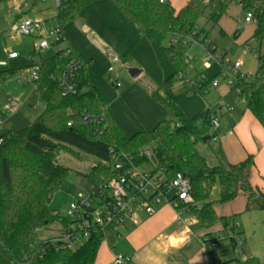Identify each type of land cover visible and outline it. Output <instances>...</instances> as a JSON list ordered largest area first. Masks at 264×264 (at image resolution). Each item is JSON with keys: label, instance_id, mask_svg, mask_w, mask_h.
I'll return each mask as SVG.
<instances>
[{"label": "trees", "instance_id": "trees-1", "mask_svg": "<svg viewBox=\"0 0 264 264\" xmlns=\"http://www.w3.org/2000/svg\"><path fill=\"white\" fill-rule=\"evenodd\" d=\"M96 0H66L56 9L55 23L62 30L55 42L61 48L54 55L39 62L38 81L43 89L44 112L27 128L0 136V264H96L103 239V231L92 230L79 246L63 248L61 241L41 240L39 234L52 221L60 225V232L69 229L75 220L61 217L49 208L53 190L67 178L70 170L63 166L58 155L61 151L82 152L97 161L87 175L89 185L103 192L101 178H106L121 154L135 155L142 148L152 149L156 159L154 171L168 180L183 174L190 184L194 205L189 211L197 223L206 229L215 223L221 226L223 238L230 247H237L235 215L218 216L215 208L233 202L238 196L245 198L244 212L264 210V192L250 185V171L254 165L251 156L237 164L208 165L197 151V144L208 137H217L211 121L216 117L210 108L194 117H187L174 102L153 92V101L165 107L173 119L161 121L153 130L138 132L127 137L107 111L108 101L92 85L86 65L76 73L77 92L64 96L58 79L62 67L71 59L79 58L76 49L63 33L82 11ZM123 16L173 66L174 73L160 86L162 91H184L195 87L205 90L206 82L197 75L186 73L184 56L176 51L172 40L181 43L195 33V25L207 4L212 8L209 19L218 22L222 14L235 2L243 17L250 13L254 31L249 40L264 43V0H188L176 11L166 0H112ZM192 33V34H191ZM223 34L222 31H220ZM239 35L235 30L234 37ZM195 34L194 39H198ZM36 54V53H35ZM30 66L23 68V71ZM15 70L0 71V85ZM231 90L244 99V107L264 129V55L258 59L251 81L233 82ZM217 118V117H216ZM74 153V152H73ZM148 159H140L136 164ZM215 186L219 197L211 199ZM208 243L217 244L221 238L207 233ZM212 251H209L210 253ZM236 258L225 260L214 257L211 264H233Z\"/></svg>", "mask_w": 264, "mask_h": 264}, {"label": "rangeland", "instance_id": "rangeland-1", "mask_svg": "<svg viewBox=\"0 0 264 264\" xmlns=\"http://www.w3.org/2000/svg\"><path fill=\"white\" fill-rule=\"evenodd\" d=\"M166 1L178 11L188 0ZM50 11L55 10L52 8ZM211 11V6L207 4L204 13L196 22L194 32L199 34V41L194 42L192 39L185 38V44L175 43L174 45L176 51L185 58L187 75L190 78L197 75L198 79L201 82H206L208 86L201 91V94L193 86L184 91H173L171 97L176 104L177 98L182 101H187L190 98L191 100L193 98L196 101H204L205 105L210 106L208 108L217 112L222 131L226 124V115L224 114L226 106L236 105V108H243L244 106L239 102L237 94L231 90L232 74L230 68L235 62H241V74L246 76V80L251 81L258 64V60L254 58V53L262 57L264 55V43L259 47L257 42L249 40L254 31L253 23L243 25L239 35L234 37L239 21L243 18L242 11L235 2H231V5L222 14L217 23L209 19ZM24 12L22 4L18 6L16 3L9 2V0H0V71L15 70L0 85V120L2 121L0 136L27 128L44 112L43 89L32 82H26L23 68L39 63L41 60L54 55L57 51L55 47L38 51L35 46L37 42L35 38L22 36L15 29L24 17V14L22 16ZM40 13L42 11L37 12L33 9L31 12H26L25 16L34 21L42 22L38 16ZM78 20L74 21L75 24ZM44 24L48 29L55 26L51 20ZM82 33L84 34H82L83 36H86V39H81L82 42H77V45L83 53L92 83L96 84L101 91L104 93L110 91L117 97L124 93L127 98L139 103L142 92L147 93L149 89L155 88L156 85L153 81L155 77L153 74L156 76L158 72L161 74V62L154 61L141 48L134 50V44L122 39L111 28H103L102 24L98 33L109 48L97 38L89 37L86 32ZM201 39L204 42H201ZM208 46L212 47L214 51L208 50L213 58L210 62V68L205 69L203 60L208 53ZM10 53H17L18 57L9 59ZM116 54V59H111V55L115 56ZM142 69H144V75H139L137 78H132L128 73L129 70L142 71ZM214 80L218 81L217 85L213 84ZM151 94L150 92V96ZM6 106L12 108L6 109ZM116 112L120 115H123V113L125 115L124 110L119 107H117ZM219 112L223 113V115L219 114ZM171 119H173L172 114L168 117V120ZM196 148L198 153L206 159L209 166L215 165L213 164L211 152L215 148L212 140L208 144L200 142ZM73 152L64 150L59 153V162L67 167L70 173L53 190L49 197V208L61 217L67 216L69 204L79 194L88 193L90 185L83 175H87L97 161L94 157L85 153L75 150ZM155 167L156 159L154 154L150 152L148 161L139 163L137 169L140 172L149 173ZM218 197L219 187L215 186L211 193V199L216 200ZM244 203L245 198L240 195L229 204L218 205L217 213L219 215L236 213L234 220L235 231L242 233L239 239L242 244L233 250L230 247L229 240L224 239L223 233L219 231L217 233L221 241L218 243V248L208 254L210 258H213V256L225 260L236 258L238 261L233 264H264V210L244 212ZM101 209L102 207H99L96 203L92 205V219L100 213ZM218 225V223H215L209 230L216 229ZM197 229L201 230L199 226H197ZM121 232L123 231L111 225L103 228V239L99 248L102 259L109 257V254L115 255L120 252L125 244L123 236L118 239L119 235L117 233ZM59 233V223L52 221L41 231L39 237L41 240H46L58 236Z\"/></svg>", "mask_w": 264, "mask_h": 264}, {"label": "crops", "instance_id": "crops-1", "mask_svg": "<svg viewBox=\"0 0 264 264\" xmlns=\"http://www.w3.org/2000/svg\"><path fill=\"white\" fill-rule=\"evenodd\" d=\"M10 1L16 3L18 6L24 2L28 3L30 9H24L25 12L22 13V16L24 14V17L27 18L25 13L35 9L37 12L42 11V13L38 14L42 22L46 23L51 20L56 25V7L51 0H46L43 3L40 0ZM52 8L55 11H50ZM76 19L79 20L75 24L74 21ZM101 24L103 28H111L122 39L128 41L130 44H134V50L141 48L154 61L161 62V74L160 72H158L157 76L153 74L155 77L153 78L156 85L155 88L152 90L149 89L147 93L142 92L139 103L127 98V95L124 93H121L120 97L115 96L108 90L109 93H104L96 84L92 83L89 74L92 85L108 101L107 111L109 115L127 137H132L138 132L151 131L161 121L168 120L170 113L161 104L152 100L150 92H159L161 96H165L164 98L167 97L172 101L171 96L173 91H162L160 90V86L174 73V68L136 27L119 12L112 0H96L92 5L86 7L70 24L63 28V33L70 44L76 49L84 64L85 59L83 58V53L77 45V42H82L81 39H86V36H83L84 34L82 32H86L89 37L97 38L109 48L102 41L98 33ZM116 57L117 54L115 56L113 55L114 60ZM139 72V75H144V69ZM169 74L171 75L169 76ZM24 75L26 82H30L25 71ZM167 76L169 77L167 78ZM176 100H178L177 104L174 103L179 106L187 117H194L205 111V108L210 107L205 105L204 101H196L193 98L187 101H182L179 98ZM117 107L124 110L125 115L124 113L123 115L118 114L116 112ZM236 107V105H232L230 106V110H224L226 124L222 131L218 114L214 109H211L215 112L219 121L217 137L212 140L215 148L211 152L213 164L215 165L211 167L220 163L237 164L243 162L248 156H251L254 165L250 171V185L252 188L264 192V129L244 106L243 108ZM244 207L245 203L243 210ZM217 208L218 206L215 208L216 213ZM235 214L225 213L219 215L217 213L219 217ZM197 226L201 230H198ZM119 230L123 232L117 233L119 235L118 239L123 236L125 243L120 252L115 255L109 254V257L107 256L105 259H102V254L98 251L96 264H113L115 256L119 254L131 257L129 264H211L210 256L202 245V239L207 233L219 236L217 232L221 231V226L218 225L216 229L210 231L197 223L191 211L184 212L178 217L173 207L164 205L159 208L155 215L148 217L141 214L137 223L127 225L125 228ZM238 233L241 232L238 231ZM241 236L242 233L239 237ZM218 243L215 249L218 248Z\"/></svg>", "mask_w": 264, "mask_h": 264}, {"label": "built area", "instance_id": "built-area-1", "mask_svg": "<svg viewBox=\"0 0 264 264\" xmlns=\"http://www.w3.org/2000/svg\"><path fill=\"white\" fill-rule=\"evenodd\" d=\"M45 1L40 0L41 3ZM51 1L57 9L65 0ZM163 2L164 0H160V3ZM22 7L25 10L30 9L26 2L22 4ZM251 22L252 15L248 13L239 21L237 30L240 31L243 25H248ZM15 29L22 36L35 38L37 41L35 46L38 51L51 47L57 48L56 52L61 50L59 46L55 45V42L62 36V30L57 25L48 29L43 22L24 17ZM194 36L195 33L186 37V39H192L194 42L199 41L194 39ZM201 42H204V40L201 39ZM172 43H177V40H172ZM181 43L185 44V41L183 40ZM208 50L214 51L210 46L207 47V52ZM8 57L9 59H16L18 54L10 53ZM260 57L254 53V58L258 60ZM212 58L208 52L203 60L205 69L210 68ZM83 64L81 59L73 58L62 67L58 82L64 96L76 94V73L82 69ZM241 68V62H235L230 68L232 74L231 85L236 80L246 78V76L241 74ZM25 73L28 76V80L35 84L38 81L39 64L36 63L26 68ZM213 84L217 85L218 81L214 80ZM239 102L243 105L245 104L244 99L239 98ZM11 108L6 106V109ZM225 109L230 110V106H226ZM1 125L2 121L0 120V128ZM211 125L214 130H218V118H213ZM150 152L153 153L152 149L148 147L141 149L135 155L121 154L117 157L109 175L106 178H101L102 189L107 191L106 197L109 199L102 200V198H99L98 194L104 197L103 192L98 193V188L90 185L88 193L79 194L69 204L66 217L75 220V223L69 229L62 233L60 232L58 236L51 238L52 242L56 243L59 240L63 243V248L72 249L87 240L92 230L100 229L103 231V228L107 225L123 229L127 225L137 223L141 214L148 217L155 215L159 208L164 205L173 207L178 217L182 213L189 211L190 206L194 205V199L190 194L189 180L185 176L176 174L174 178L168 180L159 171L152 170L149 173L138 171L136 161L148 159ZM95 203L99 207L101 206L102 209L92 219V205ZM239 239L240 237L236 238V244L240 247L242 242ZM202 245L207 254L216 248L215 243H208L205 238L202 239ZM212 259H214V256L210 258V262ZM130 262L131 257L120 254L116 255L113 260V264H129Z\"/></svg>", "mask_w": 264, "mask_h": 264}, {"label": "water", "instance_id": "water-1", "mask_svg": "<svg viewBox=\"0 0 264 264\" xmlns=\"http://www.w3.org/2000/svg\"><path fill=\"white\" fill-rule=\"evenodd\" d=\"M111 59H113V55H111ZM128 73H129V75H130L132 78H136V77L140 74V72H139V71H136V70H129ZM208 140H209L208 137L204 138V139H203V143H205V142L208 141ZM182 176L184 177L183 174H182Z\"/></svg>", "mask_w": 264, "mask_h": 264}]
</instances>
